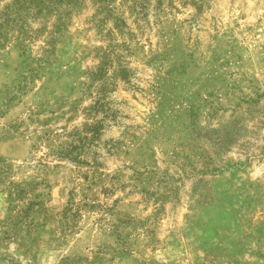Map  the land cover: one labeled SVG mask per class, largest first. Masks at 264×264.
Returning a JSON list of instances; mask_svg holds the SVG:
<instances>
[{
  "label": "rangeland",
  "instance_id": "1",
  "mask_svg": "<svg viewBox=\"0 0 264 264\" xmlns=\"http://www.w3.org/2000/svg\"><path fill=\"white\" fill-rule=\"evenodd\" d=\"M0 0V264H264V0Z\"/></svg>",
  "mask_w": 264,
  "mask_h": 264
},
{
  "label": "trees",
  "instance_id": "2",
  "mask_svg": "<svg viewBox=\"0 0 264 264\" xmlns=\"http://www.w3.org/2000/svg\"><path fill=\"white\" fill-rule=\"evenodd\" d=\"M204 1L205 0H198V2H199V6L198 7H201L203 5Z\"/></svg>",
  "mask_w": 264,
  "mask_h": 264
}]
</instances>
